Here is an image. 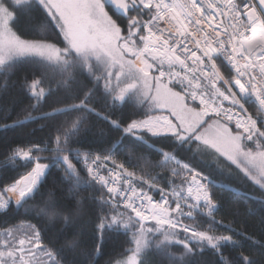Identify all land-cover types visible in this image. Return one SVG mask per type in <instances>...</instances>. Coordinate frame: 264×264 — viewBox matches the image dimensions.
I'll list each match as a JSON object with an SVG mask.
<instances>
[{"label":"snow or ice","instance_id":"obj_1","mask_svg":"<svg viewBox=\"0 0 264 264\" xmlns=\"http://www.w3.org/2000/svg\"><path fill=\"white\" fill-rule=\"evenodd\" d=\"M17 10L30 18L34 38L16 27ZM13 75L17 102L28 103L3 127L42 121L39 130L49 131L0 152V173H14L0 180V214L34 211L36 220L0 228V264H77L66 253H77L82 232L46 240L40 217L74 228L84 191L96 240L93 252L79 251L88 264L112 237L125 239L120 258L105 264H145L151 253L187 264L206 249L231 264L223 249L251 239L235 220L216 218L212 190L234 188L214 181L196 158L264 194V0H0V92ZM128 107L130 114L117 115ZM89 117L106 125L101 137L116 133L97 152L80 136ZM128 146L158 159L138 175L116 158ZM155 167L167 174H151ZM49 182L74 206L58 204L50 190L45 199ZM37 198L42 206L29 203ZM241 260L253 264L243 253Z\"/></svg>","mask_w":264,"mask_h":264},{"label":"trees","instance_id":"obj_2","mask_svg":"<svg viewBox=\"0 0 264 264\" xmlns=\"http://www.w3.org/2000/svg\"><path fill=\"white\" fill-rule=\"evenodd\" d=\"M16 16L18 17L16 27L19 28L27 38H34L32 30V22L30 18L25 15L22 11L17 10ZM21 70H27L32 67L30 64H23L18 66ZM17 76L13 75L9 82V88L6 92H0V152H3L9 144L15 146L16 144L27 143L30 139H38L48 135V129L45 128L43 131L39 130V125L42 121L29 123L23 128L16 129H5L4 124H10L12 121L17 119V113L21 112V109L28 103L26 99L23 103H18L20 99L18 87H12V82L16 81ZM49 104L52 103V98H49ZM44 110L47 111L48 105H45ZM132 112L130 107L122 110L118 109L117 115L125 114L128 115ZM63 119V118H61ZM36 129L34 136H29L28 133ZM101 129H106V125L97 120L95 117H89L83 125H81L80 136L85 144H91L93 147L91 150L97 152L102 150L109 145L101 143L104 139H115L116 133H112L110 137H101L99 135ZM99 144V147L96 145ZM158 146H163L161 143ZM131 149V152H130ZM142 154L147 155V159H138ZM47 155V153L45 154ZM118 161L125 163L129 171H135L138 175L143 171L145 164H155L158 157L152 153H144V149L140 147L131 148V146L124 147L119 150V155L116 157ZM2 159V157H0ZM197 167L204 171L206 174H210L214 181H221L229 183L234 188V193L222 192L218 189H213V195L220 202V210L217 213V219L222 220L224 224H228L229 221L235 220L232 225L238 230L244 231L246 236L251 239H244L237 237L240 240L239 247L227 246L223 249L225 257H227L231 264H242L241 253L247 255L253 264H264V202L261 201V197L264 194L261 193L258 186L252 184L251 181H240L237 178H230L226 172H222L217 165L211 161L208 157H197ZM195 163V161H193ZM53 174H56V170H52ZM149 172L153 175L159 174L165 176L167 173L161 168L155 167L150 168ZM14 175L11 171L0 173V180L6 179L7 177ZM81 175L87 176L85 170L82 171ZM51 181V178H50ZM163 184V181L161 182ZM52 191L55 195L56 202L60 205H68L73 207L75 201L69 196V193L65 189L61 191V186L57 183L55 186L49 182L45 185L42 191L47 199L48 191ZM158 193L155 194V196ZM89 193L87 191L81 192L80 196L84 197V203L81 209L80 215L75 219V227H69L64 229L63 220L49 221L47 217H40L46 228V240L59 237L60 243H63L65 237L71 239L74 231L82 232L80 236V248L77 253L68 252L66 256L68 259L75 260L77 264H88V260L85 256L80 255V249L91 253L95 248V237L93 234L94 225L90 224L89 221V205L87 201ZM30 204H37L42 206V201L37 198L35 201H29ZM249 209L252 210V214H249ZM35 212H31L27 215L22 213H16L9 211L6 214H0V228L7 227L20 222L36 223L33 219ZM207 221L205 218H200V226L206 227ZM218 232L226 233V230L221 226L217 225ZM63 232V234H61ZM227 234V233H226ZM125 238L123 236L112 237L104 245V255L98 258L97 264H105L109 258L119 259L116 255L121 250V243ZM255 241V242H253ZM126 247V245H124ZM173 251L179 257V253L183 251L182 246H176ZM187 264H219V257L216 256L212 250L206 249L202 254L190 256L186 258ZM145 264H167L166 261L155 254L151 253L146 257Z\"/></svg>","mask_w":264,"mask_h":264},{"label":"built area","instance_id":"obj_3","mask_svg":"<svg viewBox=\"0 0 264 264\" xmlns=\"http://www.w3.org/2000/svg\"><path fill=\"white\" fill-rule=\"evenodd\" d=\"M85 171H86V170H85ZM156 198H159V195H158V194L156 195Z\"/></svg>","mask_w":264,"mask_h":264}]
</instances>
